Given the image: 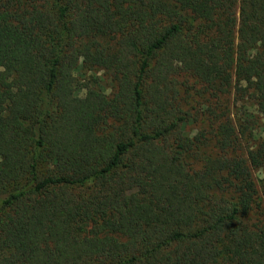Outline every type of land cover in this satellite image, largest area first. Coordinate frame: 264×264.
<instances>
[{"label": "trees", "instance_id": "16d2710c", "mask_svg": "<svg viewBox=\"0 0 264 264\" xmlns=\"http://www.w3.org/2000/svg\"><path fill=\"white\" fill-rule=\"evenodd\" d=\"M263 128L264 0H0V264H264Z\"/></svg>", "mask_w": 264, "mask_h": 264}, {"label": "rangeland", "instance_id": "374dc122", "mask_svg": "<svg viewBox=\"0 0 264 264\" xmlns=\"http://www.w3.org/2000/svg\"><path fill=\"white\" fill-rule=\"evenodd\" d=\"M76 76L83 82L84 81L89 82L90 87L83 88L80 91L81 95H83L84 97L88 99H93V96L91 94V89H94V88H101L107 93H111L113 91L112 80L107 74H105V71L103 70L87 71L84 68L80 67V69H78L76 72ZM95 78H98V80ZM229 98H234V97L231 96ZM245 98H249V97L246 96ZM249 109L253 111L254 107L252 105H249ZM200 129H203V127L202 125L200 126L198 122H189V124L186 127V131L190 134H195ZM257 136H264V128L257 130ZM255 177H257L258 179L263 178L264 171H261V170L255 171Z\"/></svg>", "mask_w": 264, "mask_h": 264}]
</instances>
